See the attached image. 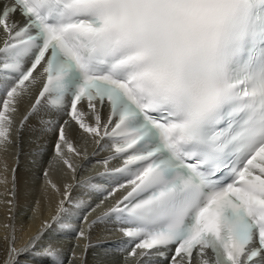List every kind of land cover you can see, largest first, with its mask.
<instances>
[{
    "label": "snow or ice",
    "instance_id": "1",
    "mask_svg": "<svg viewBox=\"0 0 264 264\" xmlns=\"http://www.w3.org/2000/svg\"><path fill=\"white\" fill-rule=\"evenodd\" d=\"M0 28V145L27 132L38 170L51 152L75 172L62 150L75 151L74 122V135L111 143L103 163L125 157L106 198L126 190L80 228L65 202L94 208L65 185L58 215L22 247L26 214L14 212L0 264H90L93 233L109 224L127 238L116 251L138 264H193L194 253L209 264L207 250L213 264H264V0H0ZM67 232L86 241L79 256Z\"/></svg>",
    "mask_w": 264,
    "mask_h": 264
},
{
    "label": "bare ground",
    "instance_id": "2",
    "mask_svg": "<svg viewBox=\"0 0 264 264\" xmlns=\"http://www.w3.org/2000/svg\"><path fill=\"white\" fill-rule=\"evenodd\" d=\"M23 111L24 107L22 105L17 113L21 114ZM16 122L17 120L14 122V129L20 125V123ZM76 127L78 128L77 125ZM14 129L11 132L13 139L16 138ZM68 138L72 142L75 151H69L67 146H63L62 150L65 157L76 169L75 172H72L63 162L60 163L56 172L49 167V163H45L43 168L38 170L33 162L31 143L27 132L24 133L22 139L15 145H0V191L4 194L6 193L9 198L8 201H2V203L5 204L4 206H0V249H7L8 240L13 234L10 229L13 224L12 216L14 212L24 213L23 211L28 209L27 212L31 216V220H27L26 218L27 223L25 229L22 232L17 230L15 233L17 237V247H22L31 236L40 231L45 222L50 223L52 218L59 213L60 201L64 199L62 194L65 190V185L72 186L71 193L74 201L80 200L91 204L94 210L98 207L94 200L95 191L88 187L89 181L96 180L87 179V177L91 175V172L87 171V168L96 159V151H93L95 137L89 136L82 131L74 135L73 130H70ZM77 153H79V155H77ZM51 159L52 156L50 152L49 162L52 165L55 159ZM43 169L48 170V179H51V181L60 188V192H56L52 189V187L45 182L46 178L39 174ZM41 177L44 178V180H41ZM14 180L16 181L15 185L13 183ZM45 184H47L48 188L46 187L47 189L43 190L42 188L44 187L45 189ZM49 188H51V191H49ZM14 191L18 194L16 197L13 196ZM89 197L93 201L87 202V198ZM14 199H18V209H14L10 203V201ZM65 207L69 209L70 213H75L72 220L75 219V221L78 222L77 226L80 228H87V221L81 219L83 216L86 215L87 220L90 221V218L98 215L102 209H96V214L91 216L89 215L90 211L86 213L76 212L73 205L67 201L65 202ZM73 224H75V222ZM102 228L103 226L97 228L93 233V242H100L88 254L90 264L93 259H102L103 257L104 260L106 258V261L109 259L108 256L103 255V253L105 252L108 254L107 247L112 241V237L106 236L102 232ZM76 254L79 256L81 252H76ZM3 255L4 253L0 251V257ZM111 262L108 261V264Z\"/></svg>",
    "mask_w": 264,
    "mask_h": 264
},
{
    "label": "rangeland",
    "instance_id": "3",
    "mask_svg": "<svg viewBox=\"0 0 264 264\" xmlns=\"http://www.w3.org/2000/svg\"><path fill=\"white\" fill-rule=\"evenodd\" d=\"M0 157H1V155H0ZM41 180H44V178H42L41 177ZM47 184H45V189H44V187L42 188L43 190H46L47 188ZM49 191H51V188H49ZM9 200V198L7 197V195H6V193L4 194L2 191H0V206L2 205V206H4L5 204H3L2 203V201H8ZM1 208V207H0ZM28 211V209H26L25 211H23L24 213H26V218H30L29 220H31V216L29 215V213L27 212ZM22 213V212H21ZM28 213V214H27ZM57 215H58V213H57ZM30 216V217H29ZM0 219H1V216H0ZM28 220V219H27ZM51 222H52V220H51ZM75 222V224H73ZM75 225V226H74ZM78 225V222L77 221H75V219L74 220H72V226L73 227H78L77 226ZM11 233H12V227H11ZM72 235V236H71ZM61 239L64 241V245H65V247L66 248H70L73 244H75V245H77V247L75 248V251L76 252H82L81 250H83V245L86 243V241H81L80 242V240H78L77 238H76V236H75V233H72V232H67V233H64V234H62V236H61ZM75 240V241H74ZM70 242V243H69ZM85 242V243H84ZM67 244V245H66ZM105 253V252H104ZM103 253V255H105ZM102 259H104V257L102 258ZM105 260H106V258H105ZM107 261H110V259H107ZM111 262V261H110ZM111 264V263H110Z\"/></svg>",
    "mask_w": 264,
    "mask_h": 264
}]
</instances>
